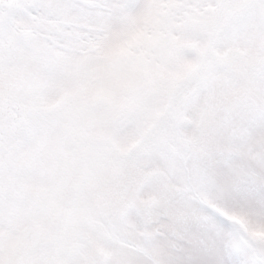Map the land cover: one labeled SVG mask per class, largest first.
Instances as JSON below:
<instances>
[{"label":"snow or ice","instance_id":"6c2138e0","mask_svg":"<svg viewBox=\"0 0 264 264\" xmlns=\"http://www.w3.org/2000/svg\"><path fill=\"white\" fill-rule=\"evenodd\" d=\"M0 264H264V0H0Z\"/></svg>","mask_w":264,"mask_h":264}]
</instances>
